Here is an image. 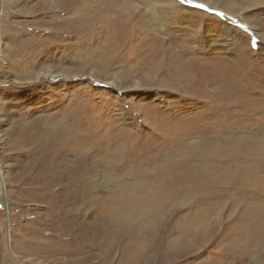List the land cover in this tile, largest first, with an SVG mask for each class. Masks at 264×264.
Here are the masks:
<instances>
[{
	"label": "rangeland",
	"instance_id": "374dc122",
	"mask_svg": "<svg viewBox=\"0 0 264 264\" xmlns=\"http://www.w3.org/2000/svg\"><path fill=\"white\" fill-rule=\"evenodd\" d=\"M67 1L0 0V264H264V241L257 247L254 239L239 236L247 229L242 222H263L264 198L260 204L252 199L203 201L191 197L197 189L186 182L166 190L169 198L155 210L158 234H140L146 241L139 249V233L129 224L109 247L71 254L56 240V251H46L48 241L42 234L49 232L43 225L51 224L61 204L46 203L41 192L24 185L34 173V168L29 170L36 156L18 141V123L34 108L36 116L49 115L57 124L56 109L68 90L78 93L91 111L88 120L98 135L109 131L116 137L122 132L127 144L129 160L123 169L105 155L102 145L85 160L95 166L89 180L92 196L88 195L93 205H83V211L91 212L88 221L100 236L118 211L115 207L126 206L120 199L115 207L107 204L115 190L108 176L125 183L127 194L135 183L157 189V177L176 174L221 187L228 184L231 172L236 175L244 167L252 180L256 171L264 175V0H81V11H103L130 27L129 42L115 43L121 50L118 60L101 77L89 63L58 62L64 43L58 20L65 17L57 14ZM155 9L154 18L166 30L150 27L148 14ZM101 24V29L109 26V34L116 29L111 21ZM101 42L96 40L94 46ZM33 45L38 47L34 51ZM152 61L162 62L158 76L151 72L156 65ZM46 70L59 75H36ZM66 70L73 76L63 75ZM185 72L194 75L191 89ZM152 77L165 84H154ZM136 80L142 85L136 87ZM114 81L118 87L111 84ZM50 124L46 120L42 128L49 131ZM201 139L211 146L204 150L203 161L194 154ZM133 152L137 160L130 157ZM170 162L184 165L183 170L158 166ZM196 214L201 217L195 224L191 218ZM254 214L257 218L249 223L241 221ZM38 226L44 232L37 231Z\"/></svg>",
	"mask_w": 264,
	"mask_h": 264
},
{
	"label": "bare ground",
	"instance_id": "6f19581e",
	"mask_svg": "<svg viewBox=\"0 0 264 264\" xmlns=\"http://www.w3.org/2000/svg\"><path fill=\"white\" fill-rule=\"evenodd\" d=\"M110 3L111 1H108L105 7H109ZM230 7L233 6L231 5ZM81 8H83L81 0H68L67 3H65V6L60 10V12L58 11L59 13L57 15L59 17L61 15L65 17L64 19L60 18L58 20V26L60 27L59 39L62 40L61 43L64 42L59 47L61 48L63 54L59 57L58 62L64 64L67 63V61H80L83 63V65L89 63L91 64V66H93V69H95L96 71H98L99 69L101 71V73H98V75L101 74V77L106 72H108L107 70L111 67L112 63L118 60V53L121 50L118 46L115 45V43L120 42L123 45H126L129 42L130 36L127 34V32L130 30V27L127 24L121 23L118 18L111 17L112 14H110L111 16L105 15L103 14V11L90 13L88 12V10H84L83 12L80 10ZM155 14L156 9L148 14L150 27L153 28V31L155 32H157V28L166 30L164 24H162L159 19L154 18ZM107 21H111V24H114L113 27L116 26V29L113 30L110 34L109 26L107 27V24V29H101V23ZM120 26L122 28H120ZM98 29L100 30L98 31ZM96 40L102 41L99 46H94ZM35 47H37V45L31 46L32 50ZM0 59H3L2 51L0 53ZM153 61L155 60L153 59ZM161 63L162 62H160V64L154 63L156 65L152 66L151 72L154 74L153 76H158V74L162 70ZM142 64L144 66L145 62ZM130 67L131 69H133L130 70L135 72L134 67ZM66 71V73L62 71V74L66 77L73 76L70 74L69 70ZM50 72L51 71L46 70V72H38L36 73V75H59V71L57 72V74H53L54 72ZM133 72L129 71L128 74H132ZM185 74L187 88L191 89L193 87L194 75L190 74V72H185ZM128 77L130 76L128 75ZM152 78L153 80H151V82H155L154 84L156 85L165 84L163 82L164 80L159 79L158 77ZM118 81L120 83L121 79L119 78ZM111 84L118 87L115 81ZM140 84V81H135L136 87H139ZM166 85L172 86L168 82L166 83ZM175 91V93L180 94V91ZM67 92L68 97L61 99L56 109V113L60 114V122H58L57 124H55L54 121L50 119L49 115L36 116L34 108L28 113V115H26L27 118H24V120L22 119L23 122L18 123V125L20 126V129L18 131V141L23 140L26 145H28L27 152L36 156V160L32 162V165H30L31 168L29 170L30 172L34 168V173L32 175L30 174L26 181V183L28 184L24 185L31 186L36 191L41 192L40 197H42L41 199H43V201H45L46 203L51 205L57 204L59 206L61 204L60 212L56 213L55 215L51 214L53 215L52 219L50 220L51 224L43 225L46 226L45 228L49 232L48 234H42V238H45V240L48 241V244L46 245V251H56L55 246L58 243V241L56 242V240H59V242H61L57 245L62 246V249H65L68 253L71 254H80L88 248H91V250H95L98 247L103 246L104 244L106 245L105 247H109L111 246V242L115 240L116 235H123L125 232L124 230L129 229V224H133V228H135L132 229V231H136V233H139V235L136 236L137 241L135 242V246L139 249L146 241V239L141 236L145 231H149L148 234L152 235L158 234L155 232V225L157 226L158 224L156 220L159 221V213L155 210H158L157 206L161 202V200L164 201L169 198L166 190L171 189L172 187H176L183 182H186V185L192 186V188L197 189V193L192 194L191 197L194 195V197L203 201H217L223 198H230L234 200L252 199L256 200V202L260 204L261 199L264 198V175H261L262 171H256V174L258 176H255L256 178L252 180L247 175L248 173H246L245 167L242 168V171H240L236 175H233V173L231 172V179L224 187H221L217 184L205 185L201 179L198 180V178L189 176L184 177V173L176 174L174 176L172 175L170 179L165 178V176L161 179L157 177L156 184L159 185L157 189L153 188L152 190H148V186L145 183H135L133 187L129 188V193L127 194L126 188L124 186L125 183L121 184L119 183V179L114 178L113 180V177L108 176L107 182L112 184L114 183L113 185L115 187V190L111 193L112 198L110 199L109 197L108 201L106 200L107 204L111 205V207H115L117 206V204L115 203H117L120 199L121 202L125 201L126 206H124L123 208L115 207L114 210L118 211L111 215V219L109 218L108 222L106 223L107 228L102 233V236L96 234L93 230V226L88 221L91 212L83 211V205H93V199L88 195H91L89 180L93 178V167L95 166L94 162L93 165L92 163H87L85 160L95 152L94 149L96 148V145H102L105 148V155L108 156L109 159H115L118 167H120V169H123L125 168L123 167V164H126L129 160L127 155V144L123 139L124 134H122V132H118L116 137L112 136L109 131L108 133H105L103 135H98V133L94 131L95 128L88 120L90 117L89 112L91 111L87 108V106H84V104L80 102V95H78V93L71 92L70 90H68ZM186 94H188L186 96L188 99L191 98L189 92H187ZM214 108H218V106ZM46 120L48 124L51 123L49 125L50 127H48L50 128L49 131H45L42 128V124ZM101 142L104 144H102ZM198 145H200L199 151L197 150L199 148ZM196 146L197 149L195 150L194 154L195 156H197V158L203 156V158L201 159L203 161L206 156L204 150L207 151L211 146H208L207 142L205 144L203 139L199 140ZM202 146H204L203 149H201ZM133 150L136 152L135 149ZM130 157L135 158L136 160L139 158V156L135 155L134 152ZM151 158L156 159V157ZM106 161H108V158H106ZM135 163L136 165H139L143 164V161L141 163L140 161H136ZM158 166L167 171H179L183 170L184 165H177L173 162H170L166 165L158 164ZM178 166L182 167L178 168ZM168 176L169 175H166V177ZM125 197L127 199H125ZM188 198L190 197L187 196V199ZM199 217L201 216L199 214H196L195 219L191 218V221H194V223L196 224V219H198ZM256 218L257 215L254 214L253 216L242 218L241 221H247V223H249V219L254 220ZM260 219H262L263 222L257 224L256 226L254 224L246 225L245 222H242L241 224L243 226H246L247 229L245 233L239 235L246 236V238L248 237L250 238V240L251 238L254 239V242L256 241L255 245L257 247H263L262 243L264 241V217H261ZM199 225L201 224H198V226ZM36 230L39 232H44V229L40 226H38ZM188 231L190 232L191 229ZM204 235L208 236L207 233ZM63 238H66V240H63ZM121 239L122 238H119V240ZM16 244L17 247L20 245V241L17 240V237ZM24 244L25 242H23V245ZM245 248L248 249V246H246ZM241 251L242 250H240V252ZM41 252H43L42 248L38 251V253Z\"/></svg>",
	"mask_w": 264,
	"mask_h": 264
},
{
	"label": "snow or ice",
	"instance_id": "6c2138e0",
	"mask_svg": "<svg viewBox=\"0 0 264 264\" xmlns=\"http://www.w3.org/2000/svg\"><path fill=\"white\" fill-rule=\"evenodd\" d=\"M201 7H203V6H201Z\"/></svg>",
	"mask_w": 264,
	"mask_h": 264
}]
</instances>
